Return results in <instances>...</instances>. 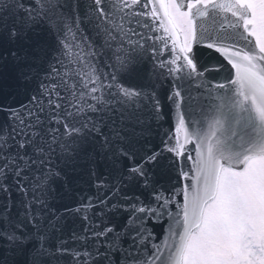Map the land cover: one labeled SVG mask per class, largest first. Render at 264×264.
<instances>
[{
    "label": "snow or ice",
    "instance_id": "obj_1",
    "mask_svg": "<svg viewBox=\"0 0 264 264\" xmlns=\"http://www.w3.org/2000/svg\"><path fill=\"white\" fill-rule=\"evenodd\" d=\"M0 264H264V0H0Z\"/></svg>",
    "mask_w": 264,
    "mask_h": 264
}]
</instances>
